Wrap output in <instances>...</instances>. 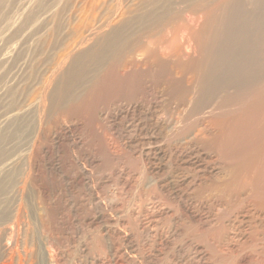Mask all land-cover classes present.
<instances>
[{"label":"rangeland","instance_id":"374dc122","mask_svg":"<svg viewBox=\"0 0 264 264\" xmlns=\"http://www.w3.org/2000/svg\"><path fill=\"white\" fill-rule=\"evenodd\" d=\"M212 15L264 79V0H0V264H264V199L216 188L208 117L180 129L186 107L149 80L92 91L168 22ZM113 30L115 57L93 59Z\"/></svg>","mask_w":264,"mask_h":264},{"label":"bare ground","instance_id":"6f19581e","mask_svg":"<svg viewBox=\"0 0 264 264\" xmlns=\"http://www.w3.org/2000/svg\"><path fill=\"white\" fill-rule=\"evenodd\" d=\"M203 19L204 24L199 29L169 20L164 32L152 33L138 46L143 60L102 66L101 72L106 78L94 84L92 91L98 94L114 92L118 87L141 90L142 81L148 80L162 87L172 99L186 107L180 116V129H184L197 113L208 117L215 129L213 135L203 136V140L209 142L203 144L230 164L227 176L220 178L216 188L226 194L247 188L253 197L264 199V143H250L249 140L248 143L246 140V143H234L241 142L239 138L245 135L261 134L264 138V79L256 68L253 70L237 62L236 52L232 51L234 46L229 43L233 39L231 32H223L220 38L206 34L221 31L223 20L220 16H203ZM184 29L197 44V59L190 58L179 45L177 34ZM122 30L119 33L113 30L106 43L93 52V59L106 61L113 57L122 44L119 38Z\"/></svg>","mask_w":264,"mask_h":264}]
</instances>
